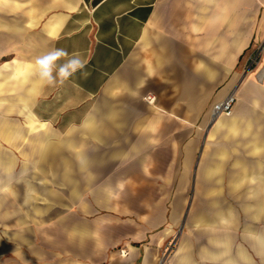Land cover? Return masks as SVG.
Returning <instances> with one entry per match:
<instances>
[{
  "label": "crops",
  "instance_id": "0c3cea01",
  "mask_svg": "<svg viewBox=\"0 0 264 264\" xmlns=\"http://www.w3.org/2000/svg\"><path fill=\"white\" fill-rule=\"evenodd\" d=\"M53 49L85 68L48 84ZM259 50L264 0H0V264H158L176 228L164 264H264Z\"/></svg>",
  "mask_w": 264,
  "mask_h": 264
},
{
  "label": "clouds",
  "instance_id": "9594fccd",
  "mask_svg": "<svg viewBox=\"0 0 264 264\" xmlns=\"http://www.w3.org/2000/svg\"><path fill=\"white\" fill-rule=\"evenodd\" d=\"M68 55L64 49H53L37 56L34 61V67L40 78L48 84H54L57 78L63 83L76 72L85 68L84 62L76 55H73L71 59L66 60L64 63L57 64L58 61Z\"/></svg>",
  "mask_w": 264,
  "mask_h": 264
},
{
  "label": "built area",
  "instance_id": "2783aa9c",
  "mask_svg": "<svg viewBox=\"0 0 264 264\" xmlns=\"http://www.w3.org/2000/svg\"><path fill=\"white\" fill-rule=\"evenodd\" d=\"M260 51L261 50L247 56L246 67V72L255 71L258 80L264 76V57L260 56ZM148 100L153 101V98L151 99L148 97ZM234 100V96L230 94L222 101L215 103L211 111V120H214L221 115L229 116L232 112ZM159 264H164V262L161 260Z\"/></svg>",
  "mask_w": 264,
  "mask_h": 264
},
{
  "label": "rangeland",
  "instance_id": "374dc122",
  "mask_svg": "<svg viewBox=\"0 0 264 264\" xmlns=\"http://www.w3.org/2000/svg\"><path fill=\"white\" fill-rule=\"evenodd\" d=\"M180 235H181V228H176L174 232L173 238L165 242L160 250V256H159V261L162 260L164 263H166L170 257L175 253V251L178 249L179 241H180ZM142 245H147V242H142ZM121 254H123V251H121ZM126 253H124L125 255Z\"/></svg>",
  "mask_w": 264,
  "mask_h": 264
}]
</instances>
